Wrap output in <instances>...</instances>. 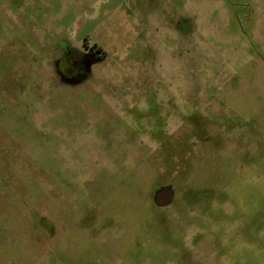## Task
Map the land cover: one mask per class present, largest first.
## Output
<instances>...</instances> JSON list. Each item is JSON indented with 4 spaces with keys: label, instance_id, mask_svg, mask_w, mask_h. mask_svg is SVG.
Masks as SVG:
<instances>
[{
    "label": "rangeland",
    "instance_id": "1",
    "mask_svg": "<svg viewBox=\"0 0 264 264\" xmlns=\"http://www.w3.org/2000/svg\"><path fill=\"white\" fill-rule=\"evenodd\" d=\"M0 264H264V0H0Z\"/></svg>",
    "mask_w": 264,
    "mask_h": 264
},
{
    "label": "flooded vegetation",
    "instance_id": "2",
    "mask_svg": "<svg viewBox=\"0 0 264 264\" xmlns=\"http://www.w3.org/2000/svg\"><path fill=\"white\" fill-rule=\"evenodd\" d=\"M92 61L94 62L95 59L91 58L88 53L65 45V49L54 60V67L61 80L65 82L78 81L89 69Z\"/></svg>",
    "mask_w": 264,
    "mask_h": 264
},
{
    "label": "water",
    "instance_id": "3",
    "mask_svg": "<svg viewBox=\"0 0 264 264\" xmlns=\"http://www.w3.org/2000/svg\"><path fill=\"white\" fill-rule=\"evenodd\" d=\"M153 199L157 206H166L173 199V191L170 185H164L156 189L153 193Z\"/></svg>",
    "mask_w": 264,
    "mask_h": 264
},
{
    "label": "trees",
    "instance_id": "4",
    "mask_svg": "<svg viewBox=\"0 0 264 264\" xmlns=\"http://www.w3.org/2000/svg\"><path fill=\"white\" fill-rule=\"evenodd\" d=\"M95 47H97L96 49L94 48V46H93V48H94V50H96V51H99L100 53H103V51H102V49L99 47V46H97L95 43L93 44ZM102 56V55H101ZM93 62V61H92Z\"/></svg>",
    "mask_w": 264,
    "mask_h": 264
}]
</instances>
